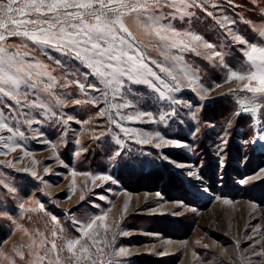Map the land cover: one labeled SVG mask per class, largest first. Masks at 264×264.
I'll return each instance as SVG.
<instances>
[{
  "label": "rangeland",
  "instance_id": "rangeland-1",
  "mask_svg": "<svg viewBox=\"0 0 264 264\" xmlns=\"http://www.w3.org/2000/svg\"><path fill=\"white\" fill-rule=\"evenodd\" d=\"M204 7L213 15L193 6L189 16L170 22L216 45L220 58H210L212 50L194 44L196 51H169V57L182 59L165 60L137 18H125L140 46H147L146 55L174 69L179 82L152 66L175 89L152 78L163 98L127 77L122 78L124 99L110 89L105 98L99 77L81 61L23 37L0 42L10 51L27 52L26 61L46 64L58 82L55 96L65 101L54 103L42 85L22 86L28 100L21 98L19 105L0 95V114L14 132L23 133L0 140V264H41L52 241L59 250L69 238L90 246L96 264H264V101L254 111H241L238 101L252 95L243 89L247 81L228 79L230 71L247 67L248 45L233 34L264 43L259 35L264 0H204ZM174 11L165 8L162 14ZM225 16L235 23L228 24ZM85 73L91 74L85 78ZM77 99L82 103L74 104ZM125 101L135 107H109ZM117 112L152 115L129 120ZM156 133L178 145L157 148ZM0 135L12 133L3 129ZM148 139L151 143L140 142ZM5 142L8 148L2 147ZM100 216L106 219L96 221L91 239L84 237V225ZM120 248L128 254L111 255ZM60 255L61 264H68L66 249ZM55 259L56 252L48 251L42 264Z\"/></svg>",
  "mask_w": 264,
  "mask_h": 264
},
{
  "label": "snow or ice",
  "instance_id": "snow-or-ice-1",
  "mask_svg": "<svg viewBox=\"0 0 264 264\" xmlns=\"http://www.w3.org/2000/svg\"><path fill=\"white\" fill-rule=\"evenodd\" d=\"M232 3V0H228ZM256 0H253L255 3ZM196 6L204 8L208 16L213 13L207 11L204 7V0H0V42L6 41L11 37H23L34 45H46L49 48H55L65 55L72 57L81 63L87 69H91L97 77L99 83L104 85L102 95L107 98L108 89L114 96L121 95L125 81L123 77L133 83H145L153 90L160 94L163 98L165 93L161 88L153 82L154 78L163 84L164 88L171 89V86L163 79L161 75L153 69L152 66L159 69L160 73H165L172 80L177 81V77L172 75L173 67L165 66L163 62H158L146 55L145 47H141V42L136 40L129 27L125 24V18L134 15L140 22L145 34L150 37L152 46L164 57L165 60L171 59L177 61L182 59L178 56L169 57L171 49H179L181 51H196L194 44L200 45L206 50H212L210 58H220L222 53L215 51L216 45L211 42L204 41V38L191 30L181 31L171 24V20L177 16L184 18L189 16V8ZM165 8L174 9V12L162 14ZM264 12V9L261 10ZM228 24H234V20L224 17ZM225 27V24H221ZM231 32V29H229ZM260 37L264 38V28L259 30ZM235 41L240 44H247L248 48L244 52L247 58V67H242L240 71H230L228 79L238 81H247L244 83L243 89L251 96H246L238 101L241 111H254V106L264 101V43H249L244 37L233 34ZM27 47V45H24ZM27 52L10 51L7 47L0 44V95L14 100L17 105L21 104V98L28 100V93L21 92L22 86L36 89L41 86V91L49 94V99L54 98V103L63 105L65 101L55 96L53 89L57 86V80L51 75L48 66L40 60L35 62L26 61ZM60 62L57 61V64ZM151 65V66H150ZM181 71H184L183 69ZM245 73V74H241ZM91 73H85V78ZM187 75V73H185ZM42 77H47L50 82H45ZM72 84L77 85L81 91L85 90V85L79 80L73 79ZM68 87V83L61 85ZM88 88L95 91H101L96 85L88 84ZM208 91V89H206ZM94 102V101H93ZM82 101L77 99L74 104L79 105ZM43 108L44 105H32ZM99 107V105H96ZM110 108H129L135 107L132 101H125L122 104H110ZM55 115V113H52ZM104 113L101 112V115ZM174 114V110H173ZM240 115V112L236 113ZM120 119H139L144 116H151L150 112H137L135 117L129 115L127 117L120 116ZM161 115L163 120L165 116ZM68 119H72L69 117ZM7 117L0 114V130L7 129L11 136L0 135V140L8 141L13 136H22L23 133L13 131L9 127ZM31 124V121H27ZM113 124L121 127L118 120H112ZM160 138V143L156 144L160 148L164 143L168 145H178L175 140H164L160 137V133H156ZM260 139H264L261 136ZM141 143H151V140H142ZM79 143V141H77ZM119 143V142H118ZM21 145L17 144L16 147ZM2 147L8 148L5 142ZM14 150V148L12 149ZM121 151L115 152V157H119ZM36 176L35 172H32ZM110 179V177H104ZM244 181H242L243 183ZM14 191V189H11ZM83 199V197H82ZM228 203V201H225ZM23 207V205H21ZM41 207H43L41 205ZM55 220V217H52ZM106 216L96 217L83 227V235L91 239L89 233L96 226V221H103ZM79 223V222H77ZM100 227L107 230L108 226L101 224ZM55 235V233H53ZM43 243V241H41ZM79 246V247H78ZM66 249L70 255L66 257L68 264H80L81 261L96 264L92 259L90 246L82 243L81 239L69 238L59 248L55 241L51 242V249L45 250V257L48 251L56 252L54 264H61V255ZM103 254V249H98ZM128 251L120 248L111 253L113 256L127 255ZM22 255V254H21ZM253 255H260L253 251ZM44 258H41V264Z\"/></svg>",
  "mask_w": 264,
  "mask_h": 264
}]
</instances>
